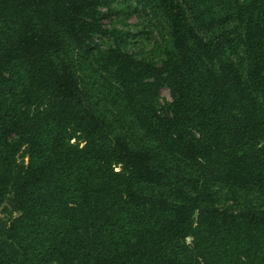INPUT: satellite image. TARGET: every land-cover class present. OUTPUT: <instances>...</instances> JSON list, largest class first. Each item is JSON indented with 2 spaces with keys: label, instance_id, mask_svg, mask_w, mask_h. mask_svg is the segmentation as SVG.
<instances>
[{
  "label": "trees",
  "instance_id": "1",
  "mask_svg": "<svg viewBox=\"0 0 264 264\" xmlns=\"http://www.w3.org/2000/svg\"><path fill=\"white\" fill-rule=\"evenodd\" d=\"M119 1L0 0V264H264V0Z\"/></svg>",
  "mask_w": 264,
  "mask_h": 264
},
{
  "label": "rangeland",
  "instance_id": "2",
  "mask_svg": "<svg viewBox=\"0 0 264 264\" xmlns=\"http://www.w3.org/2000/svg\"><path fill=\"white\" fill-rule=\"evenodd\" d=\"M123 3V4H122ZM135 6L134 0H120L119 3L116 4L117 9L129 11L132 10ZM148 18L142 17V19H139L136 14L131 15L130 18L126 21V23L129 25V30L131 32L137 33V41H139V47L144 50L145 53H148L151 51L152 44H153V37L150 35L148 36ZM153 35L157 37V33L154 31ZM133 50V49H132ZM161 101H170V95L169 91L166 88H163L160 93ZM8 215V212L2 208L0 210V219H5Z\"/></svg>",
  "mask_w": 264,
  "mask_h": 264
}]
</instances>
